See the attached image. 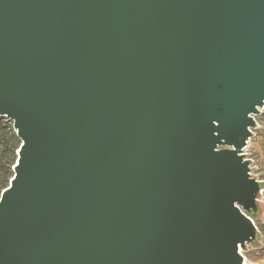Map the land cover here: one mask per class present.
I'll use <instances>...</instances> for the list:
<instances>
[{
    "label": "water",
    "instance_id": "1",
    "mask_svg": "<svg viewBox=\"0 0 264 264\" xmlns=\"http://www.w3.org/2000/svg\"><path fill=\"white\" fill-rule=\"evenodd\" d=\"M263 108L264 0H0V264H245Z\"/></svg>",
    "mask_w": 264,
    "mask_h": 264
},
{
    "label": "rangeland",
    "instance_id": "2",
    "mask_svg": "<svg viewBox=\"0 0 264 264\" xmlns=\"http://www.w3.org/2000/svg\"><path fill=\"white\" fill-rule=\"evenodd\" d=\"M5 123L8 126L7 131L9 134L13 133L14 137L21 140L17 137L16 132L13 127V122L8 118H4ZM257 128L253 129V136L249 141V145L246 149V157L250 159L252 176L262 181L263 190L259 194V213L257 216L253 217L254 222L259 231V241L255 245H247L245 249H242L240 252L244 256L245 264H264V108L261 110L260 115L256 116ZM11 130V131H10ZM2 144L0 143V147ZM15 157L17 158V151H15ZM17 159H15L16 162ZM13 171V166L11 167Z\"/></svg>",
    "mask_w": 264,
    "mask_h": 264
},
{
    "label": "trees",
    "instance_id": "3",
    "mask_svg": "<svg viewBox=\"0 0 264 264\" xmlns=\"http://www.w3.org/2000/svg\"><path fill=\"white\" fill-rule=\"evenodd\" d=\"M3 117H0V197L4 189H6L10 180L14 176V172L11 167L15 165V151H18L21 143L17 140L13 133L9 134L7 129L11 128L4 121ZM11 131V130H10Z\"/></svg>",
    "mask_w": 264,
    "mask_h": 264
},
{
    "label": "flooded vegetation",
    "instance_id": "4",
    "mask_svg": "<svg viewBox=\"0 0 264 264\" xmlns=\"http://www.w3.org/2000/svg\"><path fill=\"white\" fill-rule=\"evenodd\" d=\"M258 206H260V205H259V196H258ZM259 210H260V207H259ZM259 210H258V211H259ZM258 213H259V212H258ZM258 213H257L255 216H257ZM255 216H254V217H255ZM259 238H260V235H259V231H258L257 239H256L253 243H248L247 245H255V244L259 241Z\"/></svg>",
    "mask_w": 264,
    "mask_h": 264
}]
</instances>
